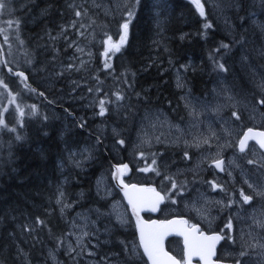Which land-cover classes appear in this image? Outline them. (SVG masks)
Instances as JSON below:
<instances>
[{
  "label": "trees",
  "instance_id": "obj_1",
  "mask_svg": "<svg viewBox=\"0 0 264 264\" xmlns=\"http://www.w3.org/2000/svg\"><path fill=\"white\" fill-rule=\"evenodd\" d=\"M210 1L202 16L193 0H0L5 62L27 77L6 71L0 56V264H99L64 246L74 211L96 219L97 257L146 264L129 214L121 222L99 212L122 200L111 179L117 163L131 167L128 182L154 184L164 193L170 186L162 165L174 151L156 148L140 155L134 148L137 117L154 108L182 117V97L207 94L217 75L253 93L238 74L250 78L237 65L242 56L253 58L250 69L264 82V0ZM125 22L127 40L108 66L95 44L90 69H61L63 79L79 87L94 84L105 102L103 115L97 104L90 107L65 88L71 79L63 83L60 77L48 86L38 81L39 72L51 70L50 60L63 61L65 53L75 58L64 44L74 32L87 27L95 42L119 41ZM150 163L153 169H137ZM103 179L107 189L100 186ZM167 246L179 251L171 242Z\"/></svg>",
  "mask_w": 264,
  "mask_h": 264
},
{
  "label": "rangeland",
  "instance_id": "obj_2",
  "mask_svg": "<svg viewBox=\"0 0 264 264\" xmlns=\"http://www.w3.org/2000/svg\"><path fill=\"white\" fill-rule=\"evenodd\" d=\"M211 2L210 0H199L200 5L205 6L206 3ZM261 34H259V37L261 38V44L264 45V29H259ZM88 29L83 28L79 29L77 32H74V35L69 36L67 39L64 40L65 46H67L71 51L74 52V55L77 57L75 61L72 59L71 55L65 53L64 58L65 60L60 61L59 59L55 60L52 59L49 62L51 63V70H47L43 73L42 78L46 80V84H53L57 78H60V80L63 81V83H68L70 77H65L63 79V76L65 75L64 70L61 69H68L72 68L73 70H79L82 69L83 71H86L92 61L95 59L97 53V49L95 48V40H93V35L89 32ZM91 43V44H90ZM58 44V42L56 43ZM120 44V41H114V40H107L104 41L101 44V51L100 55L102 58H106V61L108 62V58L110 57V52H112L113 46ZM60 62H62L60 65H58ZM237 65L247 68V73H249L250 78L244 77L246 73L238 72L239 75H241L248 85L253 88H255V83L257 84L256 90L259 93H264V82L262 78L258 75L253 73L251 71L250 66L253 65V58L248 56L247 58H243V56L239 59L237 62ZM59 67V68H57ZM39 69H42L41 66ZM86 69V70H85ZM243 70V68H241ZM61 70V71H60ZM70 70V69H68ZM234 73V72H233ZM241 73V74H240ZM93 74V73H92ZM260 74V73H259ZM46 75V76H44ZM261 75V74H260ZM262 76V75H261ZM90 76L86 79H89ZM39 80V79H38ZM72 80V79H71ZM89 81V80H88ZM244 82V80L242 79ZM75 83V84H74ZM70 84V86H68ZM65 88L69 92L77 93L75 96H79L78 99L84 102V104L89 103L90 107H92L94 104H97L98 108L100 109V102L102 99L97 100L96 94V87L93 84V87L87 86L84 89L79 88L77 91V86H80L78 82L76 83L74 80H72ZM47 85V86H48ZM231 85H234L233 87ZM64 89V88H63ZM236 89V91H235ZM90 91V92H89ZM210 97L206 100L197 101V98L195 97H188L189 100V113L188 115L198 113L203 114L207 111H223L225 112L226 108H233V107H242L244 112H247L249 116H255L260 111L259 106L255 103V100L251 98L250 91L244 90L240 84L237 82V80H234L229 77H220L217 75L214 86L209 90ZM74 98V97H73ZM104 101V100H103ZM192 104V105H191ZM105 108V105H104ZM230 109L231 112H234L233 109ZM158 108L154 109H146L142 111V113L137 117L136 123H135V132H137V141L139 143V147L142 148H149L155 143L160 142H171V134L172 130L175 126H179L183 131L185 132L184 124L185 121H181L176 123L175 119L168 118L167 114H163L160 112ZM160 112V113H158ZM157 113V114H156ZM263 117V116H262ZM130 125V122L127 123V127ZM232 128L234 129V124L232 125ZM230 134V133H229ZM232 136V135H231ZM175 137L177 139H181L185 141H188V136H184L178 132L175 133ZM231 142L233 141V137H231ZM244 149V148H243ZM129 151L133 152L130 148H128ZM213 153V155L217 154V151L214 152L208 151V154ZM129 154V153H128ZM173 160V158L171 157ZM210 162V161H209ZM231 163L233 164V172L230 176V182L234 183V180L237 179V174H240L244 179H246V176H251V170L247 169V165L244 163L242 159L237 160L236 158L231 159ZM145 170L149 169V167L144 168ZM258 171V170H257ZM163 176H167L168 178L174 180V188L176 191L185 192L186 187L183 184H180L177 179H175L173 176H171L168 173H164ZM248 179V178H247ZM164 183L167 184L166 179L163 178ZM257 181H260V184L264 181V172L261 174L259 178H257ZM105 179L101 181L100 186H103L105 189L108 188V182ZM110 186V185H109ZM235 188L238 189L239 192H247L246 188L243 187L242 182H236L234 185ZM226 191V188L223 184L218 183V186L215 188H211V198H208L206 196H201L200 198L203 201H197L196 199H191L188 201V203H197L198 205H201L203 210L205 212H208L209 209H212V204L214 201H218L217 196L224 193ZM178 195L176 194V198L178 199ZM244 196H247L246 194ZM251 197L250 201L253 200V196ZM262 197L264 198V191L262 193ZM173 199V198H171ZM182 206H187V200L186 196H182V201L180 202ZM64 206V205H63ZM112 210H105V211H99L101 216H104L103 214H107V219H113L115 221H121V222H127L128 216L125 206L120 200H114L111 204ZM208 210V211H207ZM106 219V220H107ZM105 220V221H106ZM96 222V219H93L91 217V214L84 211H78L73 212L69 216V232L67 235L63 238V243L66 244L68 251H71L72 253H75V255L84 256L86 259H94L99 264H127L125 260L119 258H114V260H109L108 258H99L96 256V237H95V231L93 224ZM236 234V231L234 228L230 231V234L228 235L230 238H233ZM236 238V237H235ZM240 241L243 243H248L249 241L253 240L252 235L247 234L245 232L241 233L239 235ZM81 248V249H80ZM253 248L257 249V253H260L264 250V246L261 244H254ZM57 259H55V262ZM42 264V262H38ZM260 263L259 261L257 264Z\"/></svg>",
  "mask_w": 264,
  "mask_h": 264
},
{
  "label": "flooded vegetation",
  "instance_id": "obj_3",
  "mask_svg": "<svg viewBox=\"0 0 264 264\" xmlns=\"http://www.w3.org/2000/svg\"><path fill=\"white\" fill-rule=\"evenodd\" d=\"M246 149V150H245ZM255 148H244L245 152L240 153L241 148H178L176 155L178 156V164L175 170L178 171L180 181L186 187V191L178 195V199L173 197V201L169 202V211L180 212L185 215L189 226L197 228L198 232L207 234H221L223 240L217 250L219 259L228 260L234 264H245L242 260L238 261L239 254L233 257L228 255L230 252H239L244 250L247 252L246 264H264V250L257 253V249L253 245L258 243L264 246V200H257L254 195V189L261 186L259 194L264 191V181L260 184L257 178L261 176L262 171L255 170L256 162L254 156H249V152ZM217 151L216 155L208 154V151ZM184 154H188L186 159H183ZM242 159L247 165V169L251 170V176L243 180L240 174H237V179L234 183L230 182V176L233 172V164L231 159ZM218 159L223 160L224 170L217 171L215 162ZM210 161V162H209ZM236 182H242L247 192L243 194L253 196V200L245 202L241 200V193L234 187ZM218 183L225 186L226 191L217 196L218 201H214L212 209L205 212L201 205L197 203H188L191 199L203 201L200 197L206 196L211 198L210 189L217 187ZM182 196H186L187 206L180 204ZM234 228L236 234L233 238L228 235ZM252 235L253 240L248 243H243L239 239L241 233ZM236 237V238H235ZM224 248L230 249L226 251Z\"/></svg>",
  "mask_w": 264,
  "mask_h": 264
},
{
  "label": "water",
  "instance_id": "obj_4",
  "mask_svg": "<svg viewBox=\"0 0 264 264\" xmlns=\"http://www.w3.org/2000/svg\"><path fill=\"white\" fill-rule=\"evenodd\" d=\"M9 69V67H6ZM264 134L259 130L248 131L242 141L243 147L247 140L253 139L259 143L264 141ZM264 149V147H261ZM127 165H118L114 168L112 178L115 187L120 192L125 204L128 207L133 219L139 246L149 264H153V259L145 251V244L149 248H155L157 264H181L176 257L170 254L165 246V241L171 236L182 238L184 256L187 260L185 264H192V259H199L201 264H227L214 261L215 249L219 239L214 235L197 234L193 229H188L183 219L157 220L155 218L147 220L143 214L156 215L159 205L163 201V196L153 185L127 184L123 178L128 176Z\"/></svg>",
  "mask_w": 264,
  "mask_h": 264
},
{
  "label": "snow or ice",
  "instance_id": "obj_5",
  "mask_svg": "<svg viewBox=\"0 0 264 264\" xmlns=\"http://www.w3.org/2000/svg\"><path fill=\"white\" fill-rule=\"evenodd\" d=\"M193 3L196 4L197 8H199V10H200V15L203 16L204 15L203 6L200 5L199 0H193ZM3 7H5L4 3L0 2V8H3ZM76 15L79 16L80 13L77 12ZM128 15H129V17H131L133 15V13L131 11H129L128 12ZM11 23L12 22H9V24H11ZM205 27L206 28L207 27H210V25H205ZM122 28H123V34L120 36V44L113 46V49L116 52H119L120 51L121 46H123V44L127 40L128 28H129L128 22H125L122 25ZM222 47L226 48L227 45H222ZM106 66H108V65H106ZM219 68L223 70L224 69V65L223 64H220L219 65ZM117 99H121V97L119 95H117ZM104 103L105 102L103 100L100 102V114L101 115H103L104 112H105ZM249 131H251V129ZM262 135H264V134H262ZM121 143H123V141H121ZM243 143L244 142L242 141L241 142V151H243ZM261 147H264V141L261 142ZM216 166L217 167H220V163L218 162ZM241 195H243V193H241ZM250 199H251V197L244 196V201L245 202L249 201ZM216 239H219V237H217ZM145 251L149 254L150 258L153 259V264H157V258H156V254H155L157 250L155 248H149L148 244L146 243L145 244ZM241 255H244V253H241Z\"/></svg>",
  "mask_w": 264,
  "mask_h": 264
},
{
  "label": "bare ground",
  "instance_id": "obj_6",
  "mask_svg": "<svg viewBox=\"0 0 264 264\" xmlns=\"http://www.w3.org/2000/svg\"><path fill=\"white\" fill-rule=\"evenodd\" d=\"M236 26V25H235ZM262 33V32H261ZM260 33V34H261ZM69 34V33H68ZM63 35V34H62ZM236 37V36H235ZM227 38V37H226ZM91 44V43H90ZM62 47V46H61ZM70 51V50H69ZM190 59V58H189ZM100 61V60H99ZM92 66H89V68L88 69H90ZM94 68V67H93ZM86 70V69H85ZM94 70V69H93ZM242 70V69H241ZM237 71H239V69L237 70ZM74 72H76L75 70H74ZM83 72H85V71H83ZM91 72H93V71H91L90 70V73L88 74V76H87V78L89 77V76H91L92 75V73ZM43 73L44 72H39L38 74H40V76L38 77V81L40 82V83H42V82H44V83H42L44 86H47V84H46V80L45 79H43L42 78V75H43ZM79 74V73H78ZM241 74V73H240ZM86 75H87V73H86ZM27 76H28V74H27ZM44 76H46V75H44ZM73 76H74V74H73ZM218 76H220V75H218ZM83 77H85V76H83ZM221 77V76H220ZM222 78V77H221ZM81 80V79H80ZM76 83H77V81H75ZM75 84V83H74ZM232 86V85H231ZM77 87V91H78V89L79 88H85V86H82V87H79V86H76ZM79 87V88H78ZM90 92V91H89ZM77 94V93H76ZM75 93H74V95L73 96H75L76 95ZM96 97H100V99L102 98V95L101 94H96ZM56 99H59V98H57L56 97ZM57 101V100H56ZM57 103V102H56ZM53 106V105H52ZM137 107V106H136ZM64 112V111H63ZM57 113H58V111H57ZM181 116V115H180ZM179 116V117H180ZM62 117V116H61ZM65 117V116H64ZM64 117H63V119H64ZM9 119V118H8ZM8 119H7V121H8ZM134 138V137H133ZM132 138V139H133ZM132 142H133V140H132ZM131 142V143H132ZM173 151H174V156H172V158H173V160L170 158V160H169V162L168 163H165V164H163L162 165V169L164 170V173H168V174H170L171 176H173L175 179H177L178 180V182L180 183V184H183V182H181L180 181V177H179V175H178V171H176L175 170V166L178 164V156L176 155V151L178 150V148H171ZM140 150H142L143 152H148L150 149H148V148H140ZM175 161H178L177 163L175 162ZM160 183H162L163 185H166L165 183H164V180H160ZM184 185V184H183ZM183 193V192H182ZM181 193V194H182ZM74 212H78V211H74ZM69 232V231H68ZM67 235V234H66ZM64 246H65V248H66V250H69L68 248H67V246H66V244H64ZM226 251H229L230 249H228V248H224ZM70 252V254H75V253H72L71 251H69ZM230 252V251H229Z\"/></svg>",
  "mask_w": 264,
  "mask_h": 264
}]
</instances>
